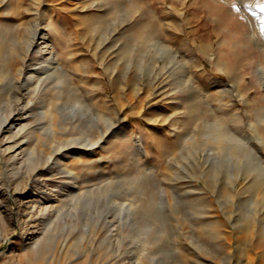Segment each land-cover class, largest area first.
Listing matches in <instances>:
<instances>
[{
    "label": "rangeland",
    "instance_id": "rangeland-1",
    "mask_svg": "<svg viewBox=\"0 0 264 264\" xmlns=\"http://www.w3.org/2000/svg\"><path fill=\"white\" fill-rule=\"evenodd\" d=\"M0 24L15 29L17 56H26L37 28L35 59L46 45L44 34L68 38L65 57L73 60L84 95L61 113L58 100H33L31 118L19 120L13 130L28 123L35 157L24 169L17 167L28 145L15 152L13 169L6 151L13 132L0 134L6 139L0 146V264L264 263V237L253 230L220 226L234 233L222 260L194 250L195 218L184 202L189 196L208 202L200 216L219 220L220 212L233 225L237 211L229 212L223 198L218 201L217 187L241 189L252 180L236 170L245 160L236 154L229 158L230 176L211 172L214 193L202 179H193L192 170L206 177L223 156L215 139L198 135L192 115L229 123L264 165V0H0ZM124 45L131 49L125 58L118 53ZM47 82L42 88L53 84ZM113 83L116 92L108 88ZM69 85H75L71 78ZM116 125L134 127L133 138L110 136ZM134 137L147 142L143 154ZM61 140L76 148L47 161ZM91 142L98 144L82 147ZM130 148L133 157L125 154ZM64 160L69 173L60 171ZM77 170L91 180L77 189L78 196L64 199L67 190L61 188L73 183L69 177ZM255 175L264 180V172ZM147 176L157 186L167 221L156 237L151 218L150 227L139 230L138 211L148 193L133 182ZM85 200H91L86 207ZM106 213L111 233L100 230Z\"/></svg>",
    "mask_w": 264,
    "mask_h": 264
},
{
    "label": "bare ground",
    "instance_id": "bare-ground-1",
    "mask_svg": "<svg viewBox=\"0 0 264 264\" xmlns=\"http://www.w3.org/2000/svg\"><path fill=\"white\" fill-rule=\"evenodd\" d=\"M120 6L122 7L123 4L121 3ZM121 11L123 12L122 14L125 15L123 8ZM9 26L10 25L6 26V25L0 24V86H1L0 88V134H3V132L6 129L13 132L12 138L7 137L8 140L6 141V144H8V146L6 147V151L11 152L10 153L11 155L9 154L10 160L8 164L12 166L13 169H16L15 165L18 163V157H19V151L17 153L15 152L18 149L20 150V148H22L24 145H28L20 150L23 153V161L20 164V166H18L17 168L21 170V169H24L26 166H29L35 157L33 155V152L29 148L30 147L29 146L30 145L29 144L30 132L28 129L29 128L28 123L23 124L21 128L16 129L15 131L13 130L14 128H16L17 126L16 123L19 120L23 121V120H28L31 118L30 117L31 115L28 113H30L29 110L32 107L33 100L36 98L41 103H44V104L49 99H54L56 101L58 100V102H55V105H57L56 107L60 109L59 112L61 113V111L65 109L66 105H68V102L70 103L71 101L77 102L78 100L83 99L84 95H82L81 92L78 91L79 88L77 86L79 82L78 80L79 76L77 75L78 74L77 71L74 70L73 72L71 70L74 68L73 60L70 59L71 61L69 62L68 58L70 57H65L66 52H67L66 51L67 42H69L68 38L58 37L57 32H54V31L50 32L49 36L44 34L43 38L45 39V41L43 43H45L46 45L44 47H40L39 51H37L39 53V57L38 59H35L36 55L32 56L31 51L33 50L32 48L35 44L37 35L41 32V29L39 30L38 28L37 29L35 28L36 30L34 31L32 35V39L29 42L26 56L25 55L17 56L16 55L17 53H15L17 50L16 43H19V42L17 41V38L15 36V32H14L15 29L11 28L12 26L11 27ZM63 30L65 31V29ZM262 43L264 44V42ZM130 50L131 49L129 48L128 45H124L120 48L118 53L121 54V56L125 58V56H127ZM34 65L36 66L38 65V67H33ZM70 78L72 79L73 84L75 83V85L73 86L69 85ZM47 81L53 84L46 85V87L44 86V88H42L43 87L42 85H44ZM108 88L112 92H116L117 90L116 83L109 85ZM24 91H27L28 94L24 93ZM26 95L28 97H26ZM43 113H45V115L47 114V112L44 110H43ZM27 115H30V116L28 117ZM189 121L193 124H196L199 127L198 132H197L198 135H205L207 137L215 139L218 142L219 151L221 155L223 156L222 160L220 161L218 165L216 166L213 165L211 171L208 170L209 172L206 174V177L205 176L202 177V175H198L197 170H192L193 175L191 176L193 177L194 180L195 179L197 180L199 178L202 179L206 184H208L207 186L209 190H211V192L214 193L215 191H214L213 185L210 183L212 182L211 172H213V174L214 173L215 174L218 173L220 175L222 174V177L223 175L228 176L230 174L229 169H228L230 167L229 158L233 154H236L245 159L244 162L242 161V163L237 164L236 170L242 173L243 175H247V176L252 175L250 177V179L252 178L251 182L244 185L241 189H238L237 185L230 188L229 187L230 185L228 186L223 183L219 184V186L217 187L215 197L218 199V201L220 202L223 198L224 199L222 200V202H224L223 205L228 207L229 212L235 213L237 211L236 213L237 217L233 225L231 221V216L229 217L228 215H226L227 216L226 218L223 217L224 219L223 218L220 219L222 217L220 215V212L217 213L219 215L218 216L219 220L208 221L206 220V218H204V216L202 215L200 216V214L203 213L204 207L208 206L209 204L208 202L206 203L201 202L198 200V198L196 197L193 198V196L192 197L189 196L188 200H185V201L183 200L186 203L188 209L190 208L189 213H193L194 216L192 217L195 218L193 220L195 224L193 225L195 227L194 229L195 230L194 250L200 251V252L202 251L205 254L206 253H213L214 255L217 254V256L219 255L221 258L223 252L226 251L228 246L229 247L231 246V243L234 240L233 238L234 233L232 231L229 232L228 230H225V231L220 230L219 228L220 226L224 225L225 227L226 225L230 228H233L232 230L234 231H237L240 229L241 232L247 231V230L249 232V230H253V231L259 232L264 237V180H260L259 176L255 175L257 171L264 172V165L262 164V161H259L262 159L261 158L259 159L260 156L258 157L256 152L252 149L253 148L252 146H251L252 148H249L238 141L239 139L236 136V133L238 130H236V128L234 130L231 129L232 127L228 126L229 123L227 124L224 121L222 123V122H218L217 120H216L217 122H215V118H214V121H210V119H208L206 115H202V114H198V115L196 114V115L190 116ZM134 134H135L134 127H131V126H121L120 127L119 125H116L114 129L112 130L110 136H114L118 139L126 140L131 136L133 138ZM1 138H0V146H2L4 141L6 140V139H1ZM27 139H29V141H27ZM134 140H135V144L138 147V149L142 151L143 146H145V143L147 142H143V140L141 141V139L139 138L136 139L135 137H134ZM64 142H65L64 140H61L59 142V146L56 147V149L52 150V155H50L47 161H49L55 155L65 150H74V148H76L75 146H72V145L70 146V144H65ZM98 142L86 143V144H83L85 146H82V147L89 148V145H90V148L92 149L96 147L95 145H97ZM149 147L150 148L152 147L151 142L150 144H148L147 148ZM43 152L44 151H42V153ZM261 152L264 153L263 151ZM125 154H128L130 157H133L135 155L132 152L131 148L126 150ZM142 154H143V151H142ZM74 156H75L74 152L69 153L68 160H70L71 158H74ZM255 157H257V159L259 160L255 161L256 160ZM68 160L66 161L64 160L61 162V163H64V167H62L60 170L61 172H65V173L70 172V169L67 166ZM72 173L73 172H71V174ZM73 174L74 175H70L69 177L72 179L73 183H71L70 185L68 183L69 186L67 185L64 187L62 186L61 188L62 190H67L65 194H62L64 199H67V200L69 198L71 199L75 198L77 195L76 194L77 189L82 187L83 184H86L91 180L86 177H83L82 174H80L78 170L75 171V173ZM257 180L261 181L260 183H258L260 184L259 185L260 187H255V186H258ZM133 183L138 184L148 193V197L144 198L142 202L141 210L138 211V214H139L138 221L140 222L139 230L141 231L145 230L149 226L147 219L151 218L153 219V223H154L152 227L153 228L152 234L153 236L156 237L162 232L166 231L165 223L167 222L165 221L166 218L162 213V210H161L162 207L160 208L159 206V202H158L159 196H158L157 186L154 183L153 178H151L150 176H147L146 178H142V179L135 178ZM39 188L41 190L40 192L43 193L44 191L41 185L39 186ZM92 189H94L93 186L92 188H89L87 191H92ZM57 194H58V191H57ZM55 199L56 198H54V200ZM90 203H91V200L89 203L85 200V202L81 204H84L86 207ZM107 217H109V213H106V217L104 221L101 223L102 225H100V230L105 231L104 229H106L107 231L111 233V229H110L111 224L110 222L107 221ZM92 218L94 219V215ZM198 220H199V223L197 224ZM245 220L248 223H245ZM25 240L26 238L22 237L21 241H25ZM260 244H262L261 246L264 247V239L263 241H261Z\"/></svg>",
    "mask_w": 264,
    "mask_h": 264
},
{
    "label": "snow or ice",
    "instance_id": "snow-or-ice-1",
    "mask_svg": "<svg viewBox=\"0 0 264 264\" xmlns=\"http://www.w3.org/2000/svg\"><path fill=\"white\" fill-rule=\"evenodd\" d=\"M262 31H264V29H262Z\"/></svg>",
    "mask_w": 264,
    "mask_h": 264
}]
</instances>
